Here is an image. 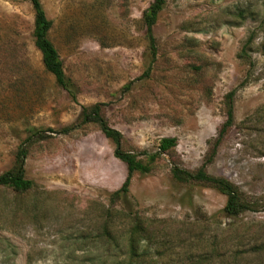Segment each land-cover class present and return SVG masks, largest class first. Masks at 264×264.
Wrapping results in <instances>:
<instances>
[{"label":"rangeland","instance_id":"obj_1","mask_svg":"<svg viewBox=\"0 0 264 264\" xmlns=\"http://www.w3.org/2000/svg\"><path fill=\"white\" fill-rule=\"evenodd\" d=\"M40 1L77 100L44 69L30 0H0V175L23 146L34 183L0 187V264H264V0H166L153 64L152 0ZM233 91L235 124L210 160ZM98 103L124 151L177 140L151 173L133 175L127 200L112 199L128 168L100 127L61 133ZM173 165L229 180L256 210L227 216L226 196L176 182Z\"/></svg>","mask_w":264,"mask_h":264},{"label":"trees","instance_id":"obj_2","mask_svg":"<svg viewBox=\"0 0 264 264\" xmlns=\"http://www.w3.org/2000/svg\"><path fill=\"white\" fill-rule=\"evenodd\" d=\"M30 2L35 17L33 31L34 44L37 50L41 53L44 69L55 78L60 87L67 90L73 99L77 100L75 85L66 76L63 60L61 59L57 47L50 38L53 22L47 17L46 11L40 0H30ZM165 5L166 0H152L150 6L143 14V25L146 30V37L149 43V50L152 59L151 64L155 62L158 53L157 41L153 29L157 24L159 15L163 11ZM149 70L146 74L149 73ZM126 88H130V85ZM235 93L236 92L233 91L227 95L226 121L221 126L218 137L212 144L210 160H213L217 155L223 141L229 135L235 124ZM104 106L105 104L98 103L91 107H84L77 123L73 126L64 128L61 133H72L74 130L87 124H97L100 127L105 137L116 145L115 156L125 163L128 168V175L122 187L111 195L112 199L123 201L127 200L130 193L133 175L135 173H151L158 161L162 158V154H169L177 147V140L175 138H163L160 141L158 147L159 150L155 153L144 152L141 153V155H137L124 151L121 149L123 135L118 130L109 126L104 116ZM45 137L46 134L39 131L34 132L29 138H37L39 140ZM30 139H28L27 142H29ZM27 156L28 153L25 147L21 146L18 149L15 164L12 169L0 175V187L9 188L18 194L29 192L34 188L33 181L26 177L25 166ZM141 156H145V159H141ZM171 176L176 182L181 184L196 183L218 190L227 198L224 212L229 217L237 218L245 212L254 211L257 208L256 203L248 200L237 185L223 177L209 174L205 167H202L197 171H189L177 165H173L171 168ZM143 233V227L139 223H137L132 229L129 245L133 257L139 255L138 247Z\"/></svg>","mask_w":264,"mask_h":264}]
</instances>
